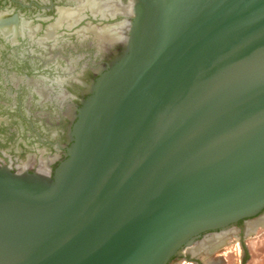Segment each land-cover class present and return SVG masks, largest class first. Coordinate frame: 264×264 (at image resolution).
<instances>
[{
  "label": "water",
  "instance_id": "water-1",
  "mask_svg": "<svg viewBox=\"0 0 264 264\" xmlns=\"http://www.w3.org/2000/svg\"><path fill=\"white\" fill-rule=\"evenodd\" d=\"M130 3L53 177L0 168V264H168L264 210V0Z\"/></svg>",
  "mask_w": 264,
  "mask_h": 264
},
{
  "label": "flooded vegetation",
  "instance_id": "flooded-vegetation-1",
  "mask_svg": "<svg viewBox=\"0 0 264 264\" xmlns=\"http://www.w3.org/2000/svg\"><path fill=\"white\" fill-rule=\"evenodd\" d=\"M87 1L0 0V168L52 178L67 159L78 110L90 85L125 49L130 0H112L115 6L127 7L129 14L112 12L103 18L87 9ZM262 218L264 210L228 231L204 232L168 264L177 260L212 264L199 256L211 255L233 234L242 241L251 233V223ZM204 243V250L190 253Z\"/></svg>",
  "mask_w": 264,
  "mask_h": 264
},
{
  "label": "rangeland",
  "instance_id": "rangeland-1",
  "mask_svg": "<svg viewBox=\"0 0 264 264\" xmlns=\"http://www.w3.org/2000/svg\"><path fill=\"white\" fill-rule=\"evenodd\" d=\"M240 246L244 248V252H241ZM195 254L192 253V255ZM199 257L202 261H208L212 264H264V227L257 229L253 233H247L242 241H239L237 236L233 234L227 239L223 247L217 249L206 258L204 256ZM172 264L192 263L185 260H177Z\"/></svg>",
  "mask_w": 264,
  "mask_h": 264
},
{
  "label": "bare ground",
  "instance_id": "bare-ground-1",
  "mask_svg": "<svg viewBox=\"0 0 264 264\" xmlns=\"http://www.w3.org/2000/svg\"><path fill=\"white\" fill-rule=\"evenodd\" d=\"M118 2V1H117ZM86 4L85 5H87V9H89V10H91V11H93V12H95V11H97V14H102V18L104 17V15L105 16H109V15H111L112 14V12L115 14V15H117L116 14V12H121V15L122 14H129V12H128V9H126V8H120V7H118V5L117 6H115L114 5V3H116V2H114V1H112V0H88L87 2H85ZM86 8V7H85ZM84 8V9H85ZM86 10V9H85ZM88 10V11H89ZM81 12V11H80ZM86 12V11H85ZM99 12V13H98ZM73 13H75V12H73ZM79 13V12H78ZM70 14V13H69ZM91 14V13H90ZM93 14V13H92ZM77 15V14H76ZM75 15V16H76ZM118 15H119V13H118ZM78 16V15H77ZM112 16H114V15H112ZM93 17H96V15L94 14V16ZM71 18V17H70ZM72 18H74V17H72ZM109 18V17H108ZM68 19V18H67ZM75 19V18H74ZM100 19H101V16H100ZM70 20V19H69ZM68 20V21H69ZM72 20V19H71ZM70 20V21H71ZM76 20V19H75ZM68 21H63V22H68ZM122 22V21H121ZM120 22V23H121ZM117 24V23H116ZM123 24V23H122ZM126 24V23H125ZM118 25V24H117ZM120 25V24H119ZM124 25V24H123ZM122 28H123V26L122 25H120ZM107 27H109V26H107ZM114 28L116 27V26H113ZM118 27V26H117ZM104 28L106 29V26H104ZM119 28V27H118ZM89 29V28H88ZM88 29H86L87 30V32H88ZM103 29V28H102ZM95 30V29H94ZM96 30H98V29H96ZM121 30V29H120ZM91 31V33L93 32L92 31V29L90 30ZM102 31V30H101ZM100 31V32H101ZM106 31V30H105ZM109 31V30H108ZM125 31V30H124ZM123 31V32H124ZM86 31H85V33H87ZM99 32V33H100ZM117 32V31H116ZM120 32V31H119ZM118 32V33H119ZM122 32V33H123ZM96 33L98 34V32L96 31ZM102 33V32H101ZM110 33V32H109ZM108 33V34H109ZM114 33V32H113ZM112 33V34H113ZM121 33V32H120ZM119 33V34H120ZM90 34V33H89ZM97 34H96V36H97ZM103 34H104V32H103ZM107 34V33H106ZM111 34V33H110ZM109 34V35H110ZM117 34V33H116ZM87 36V35H86ZM100 36H102V34L100 35ZM98 37V38H101V37ZM116 36V35H115ZM107 37V36H106ZM123 38H124V36H122ZM122 37H120V40H121V38ZM97 38V37H96ZM97 38V39H98ZM103 39V38H102ZM116 41V40H115ZM98 42V41H97ZM100 44H102V43H100ZM99 46H101V45H99ZM262 227H264V218H262V219H258V220H255V221H253L252 223H251V225H250V228H251V233H253V232H255L258 228H262ZM217 241V240H216ZM205 242V241H204ZM205 247V243L202 245H197V246H195L193 249H191L190 250V253L192 254H195V253H197L198 251H200V250H202L203 248Z\"/></svg>",
  "mask_w": 264,
  "mask_h": 264
}]
</instances>
